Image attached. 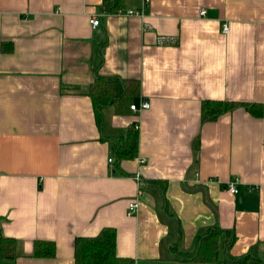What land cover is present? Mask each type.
<instances>
[{
    "label": "crops",
    "instance_id": "1",
    "mask_svg": "<svg viewBox=\"0 0 264 264\" xmlns=\"http://www.w3.org/2000/svg\"><path fill=\"white\" fill-rule=\"evenodd\" d=\"M97 75L137 80L132 104L149 108L109 105L98 125ZM205 100L263 113L203 121ZM131 124L137 155L118 160ZM105 227L134 264H197L170 248L192 251L210 227L264 261V0H0V229L17 253L0 264H74L75 238ZM38 240L56 256L33 257Z\"/></svg>",
    "mask_w": 264,
    "mask_h": 264
},
{
    "label": "trees",
    "instance_id": "2",
    "mask_svg": "<svg viewBox=\"0 0 264 264\" xmlns=\"http://www.w3.org/2000/svg\"><path fill=\"white\" fill-rule=\"evenodd\" d=\"M88 96L91 97L96 123L101 124L102 110L111 105L115 113L125 114L131 111L133 98L139 94L137 80H125L115 76L97 75L89 86ZM242 106L248 112L262 115L263 104H248L221 100H205L201 104V118L203 121L214 120L221 113ZM258 109V110H257ZM125 134L116 137L112 145L113 154L118 160L133 159L137 155L138 128L131 124ZM195 148H198L196 141ZM164 189L162 181H151ZM224 236L225 253L219 259V244ZM234 239L229 230L220 227H210L196 238L192 251L179 250L177 245L171 246L170 251L174 259L180 262H195L197 264H264L259 257L256 246H251L240 255H231L227 249ZM116 235L113 228H102L92 237H76L74 240V264H134L131 258L119 257L115 252ZM16 241L3 236L0 229V258L14 259ZM32 256L50 259L56 256V245L52 241L38 240L34 242Z\"/></svg>",
    "mask_w": 264,
    "mask_h": 264
},
{
    "label": "built area",
    "instance_id": "3",
    "mask_svg": "<svg viewBox=\"0 0 264 264\" xmlns=\"http://www.w3.org/2000/svg\"><path fill=\"white\" fill-rule=\"evenodd\" d=\"M147 1V0H146ZM127 14L129 15H132V14H139L137 11H133V10H128L126 11ZM201 14H204V11L201 12ZM99 23L98 19L95 17L93 19L90 20V24L93 25V27L97 26ZM227 30V27L226 25L223 26V31H226ZM150 106L149 102L147 100L145 101H141L140 104H131L130 105V109L133 111V112H137L139 110H144V109H148ZM109 162H111V159H108ZM226 189L229 190L230 193H237V189L235 188L234 186V182H229L227 185H226ZM138 206V203L137 202H132L128 205V208H127V213L128 214H132L136 208Z\"/></svg>",
    "mask_w": 264,
    "mask_h": 264
}]
</instances>
